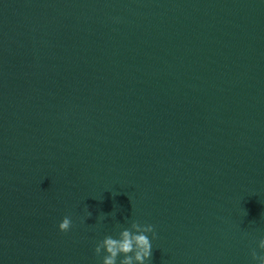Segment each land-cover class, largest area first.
<instances>
[{
	"label": "clouds",
	"instance_id": "obj_1",
	"mask_svg": "<svg viewBox=\"0 0 264 264\" xmlns=\"http://www.w3.org/2000/svg\"><path fill=\"white\" fill-rule=\"evenodd\" d=\"M88 210L87 218L91 216ZM72 227V220L69 216H65L59 223V230L67 232ZM148 233L152 234V238L156 237L154 226L151 224H141L132 221L130 228L124 229L119 233V238L106 236L102 241L98 242L95 247V254L102 256V264H145L151 260L152 244ZM261 250L257 253L255 249L251 251V257L256 264H264V238L258 243Z\"/></svg>",
	"mask_w": 264,
	"mask_h": 264
}]
</instances>
